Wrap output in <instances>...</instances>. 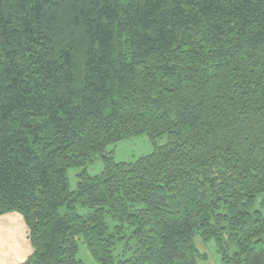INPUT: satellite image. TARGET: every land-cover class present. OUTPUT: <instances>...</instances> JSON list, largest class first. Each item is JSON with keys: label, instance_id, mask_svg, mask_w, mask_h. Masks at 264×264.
<instances>
[{"label": "trees", "instance_id": "obj_1", "mask_svg": "<svg viewBox=\"0 0 264 264\" xmlns=\"http://www.w3.org/2000/svg\"><path fill=\"white\" fill-rule=\"evenodd\" d=\"M142 133L152 152L107 151ZM259 193L264 0H0V216L25 218L22 264H84L80 236L100 264H198L197 235L264 264Z\"/></svg>", "mask_w": 264, "mask_h": 264}, {"label": "rangeland", "instance_id": "obj_2", "mask_svg": "<svg viewBox=\"0 0 264 264\" xmlns=\"http://www.w3.org/2000/svg\"><path fill=\"white\" fill-rule=\"evenodd\" d=\"M167 141V135H164L157 139L159 145L165 144ZM154 150V144L148 137L146 133L140 135L131 136L129 138L123 139L115 144L108 145L107 151H114V156L116 160L121 161H134L138 157L148 154ZM104 169L103 159L99 156L95 158L92 163L81 167H70L68 169V180L71 190L76 189L78 182V173L87 170L90 174H99ZM264 193H259L256 197L255 207L261 205ZM79 211L83 212L84 208H79ZM196 245L203 254L204 261L207 264H219L221 256L217 248L215 239L203 240L200 235L195 237ZM78 258L84 260V264H100L90 253L86 243L82 236L79 240V252Z\"/></svg>", "mask_w": 264, "mask_h": 264}, {"label": "crops", "instance_id": "obj_3", "mask_svg": "<svg viewBox=\"0 0 264 264\" xmlns=\"http://www.w3.org/2000/svg\"><path fill=\"white\" fill-rule=\"evenodd\" d=\"M32 252L29 227L24 216L16 211L2 214L0 216V264H22ZM198 264L207 263L200 259Z\"/></svg>", "mask_w": 264, "mask_h": 264}]
</instances>
